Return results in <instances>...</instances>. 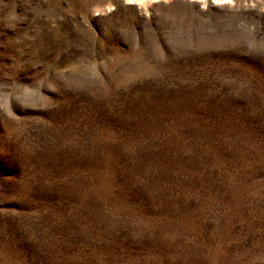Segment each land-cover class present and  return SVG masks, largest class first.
<instances>
[{"label": "rangeland", "instance_id": "rangeland-1", "mask_svg": "<svg viewBox=\"0 0 264 264\" xmlns=\"http://www.w3.org/2000/svg\"><path fill=\"white\" fill-rule=\"evenodd\" d=\"M0 264H264V0H0Z\"/></svg>", "mask_w": 264, "mask_h": 264}, {"label": "snow or ice", "instance_id": "snow-or-ice-1", "mask_svg": "<svg viewBox=\"0 0 264 264\" xmlns=\"http://www.w3.org/2000/svg\"><path fill=\"white\" fill-rule=\"evenodd\" d=\"M224 2V0H213V3Z\"/></svg>", "mask_w": 264, "mask_h": 264}]
</instances>
